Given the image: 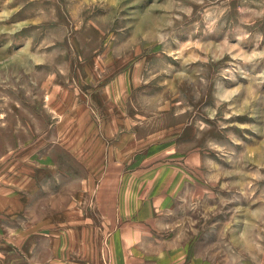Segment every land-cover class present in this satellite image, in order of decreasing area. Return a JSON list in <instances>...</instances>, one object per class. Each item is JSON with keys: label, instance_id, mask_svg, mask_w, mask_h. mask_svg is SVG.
Instances as JSON below:
<instances>
[{"label": "rangeland", "instance_id": "obj_1", "mask_svg": "<svg viewBox=\"0 0 264 264\" xmlns=\"http://www.w3.org/2000/svg\"><path fill=\"white\" fill-rule=\"evenodd\" d=\"M135 123L191 175L162 247L264 264V0H0V193H33L0 204V264H105L95 193Z\"/></svg>", "mask_w": 264, "mask_h": 264}, {"label": "crops", "instance_id": "obj_2", "mask_svg": "<svg viewBox=\"0 0 264 264\" xmlns=\"http://www.w3.org/2000/svg\"><path fill=\"white\" fill-rule=\"evenodd\" d=\"M166 130L162 127L143 134L142 127L135 123L131 130L120 131L117 139L108 144L105 158L109 166L101 177L105 180L103 184L106 182L108 186H102L94 198V210L99 212L102 219L99 228L107 233L105 264H166L171 255L184 264L191 255L186 246L167 250L162 247L166 240L157 238L156 229L168 227L177 198L183 195L187 178L191 180V175L184 178L186 161L183 164L181 157L175 156L181 134L176 136L173 131ZM111 137H115L113 132ZM159 138L162 139L159 141ZM147 151L148 154H145ZM187 161L190 166H194V162L196 164V159L191 155ZM19 192L21 194L1 191L0 204L11 203L15 208L26 204L24 208L27 207L33 193ZM23 199L26 203H22ZM68 207L65 209L69 210ZM65 209H62V213H65ZM69 224V218L52 224V227L63 229L62 243L67 240L65 228L69 229ZM75 256L69 260L68 255H51V262H47L104 264L103 255H93L94 260L89 262H81L82 255Z\"/></svg>", "mask_w": 264, "mask_h": 264}, {"label": "clouds", "instance_id": "obj_3", "mask_svg": "<svg viewBox=\"0 0 264 264\" xmlns=\"http://www.w3.org/2000/svg\"><path fill=\"white\" fill-rule=\"evenodd\" d=\"M213 22H215V21H213ZM181 75H183V73H181Z\"/></svg>", "mask_w": 264, "mask_h": 264}]
</instances>
